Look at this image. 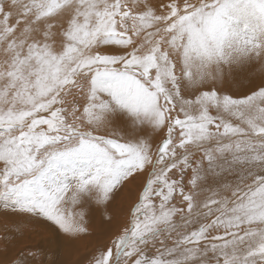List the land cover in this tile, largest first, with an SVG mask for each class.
<instances>
[{
	"label": "snow or ice",
	"instance_id": "1",
	"mask_svg": "<svg viewBox=\"0 0 264 264\" xmlns=\"http://www.w3.org/2000/svg\"><path fill=\"white\" fill-rule=\"evenodd\" d=\"M96 209L87 264H264V0H0V264H81Z\"/></svg>",
	"mask_w": 264,
	"mask_h": 264
},
{
	"label": "bare ground",
	"instance_id": "2",
	"mask_svg": "<svg viewBox=\"0 0 264 264\" xmlns=\"http://www.w3.org/2000/svg\"><path fill=\"white\" fill-rule=\"evenodd\" d=\"M260 66L257 65L255 68L241 73L237 77V83L229 86V90L234 94H241L246 91L247 87H250L253 83H259L260 79ZM9 227L15 226L19 229L18 238L19 243L16 250L22 249L25 246L35 248L38 245H41L45 241L49 234V227L38 222H25L22 217H11L7 218ZM4 226V218L0 217V230ZM90 228L92 230V235L82 238L79 241H76L73 244V247L76 251L70 257L71 260H79L81 264H87V257L92 251L98 246L101 242H106L110 237H105L102 234L104 225L102 223V210H94L91 216ZM43 247L47 248V244H43ZM15 250L10 255H14Z\"/></svg>",
	"mask_w": 264,
	"mask_h": 264
}]
</instances>
